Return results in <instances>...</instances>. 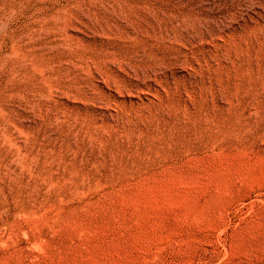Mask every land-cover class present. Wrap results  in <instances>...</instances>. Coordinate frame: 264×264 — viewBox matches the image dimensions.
Instances as JSON below:
<instances>
[{
	"label": "rangeland",
	"instance_id": "rangeland-1",
	"mask_svg": "<svg viewBox=\"0 0 264 264\" xmlns=\"http://www.w3.org/2000/svg\"><path fill=\"white\" fill-rule=\"evenodd\" d=\"M0 264H264V0H0Z\"/></svg>",
	"mask_w": 264,
	"mask_h": 264
}]
</instances>
